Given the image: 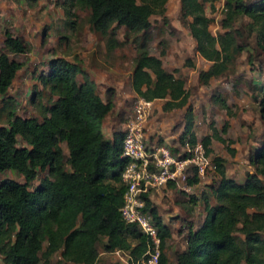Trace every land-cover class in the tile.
I'll return each mask as SVG.
<instances>
[{
    "label": "trees",
    "instance_id": "1",
    "mask_svg": "<svg viewBox=\"0 0 264 264\" xmlns=\"http://www.w3.org/2000/svg\"><path fill=\"white\" fill-rule=\"evenodd\" d=\"M65 1L88 8L93 29L104 35L114 24L135 33L147 30L151 16L164 13L167 3ZM216 1L181 0L182 17L191 19L189 30L196 50L211 63L199 74L203 83L222 75L235 52L244 49L245 45L236 40L243 34L232 27L236 18L249 19L247 29L255 33L257 45L264 51V0H226L222 27L227 31L214 35L209 29L212 20L206 14L204 2ZM3 44L10 53L27 51L24 42L9 31L5 32ZM138 49L132 73L134 91L146 100L164 99L163 111L185 107L189 100L185 81L166 71L162 60L147 51L145 42ZM22 66L6 52L0 53V96L7 94ZM79 72L76 64L64 58L52 60L48 72L39 76L52 96L43 109L42 120L16 116L10 110L7 124L0 126V172L14 170L25 179L0 182V254L5 264H52L55 253H59L61 264H94L102 240L108 251H127L131 262L148 248L138 226L124 223L119 213L124 193V160L119 158L123 131L116 132L111 140L101 129L113 101H105L89 79L79 82ZM259 113L264 124V87ZM184 121L180 141L187 136L196 141L191 107L187 108ZM19 138L26 145L20 144ZM218 139L224 142L223 138ZM62 142L68 149L66 158ZM202 142L210 153V137H204ZM251 160L255 171L249 172L243 183H237L226 177L224 159L213 157L220 177L214 190L219 203L206 204V218L200 227L189 231L186 248L177 254V264H264V140L251 153ZM40 171L47 175L30 189L29 184ZM146 206L161 238L159 264H168L165 247L170 228L150 199ZM237 230L244 235L241 241L234 235Z\"/></svg>",
    "mask_w": 264,
    "mask_h": 264
},
{
    "label": "rangeland",
    "instance_id": "2",
    "mask_svg": "<svg viewBox=\"0 0 264 264\" xmlns=\"http://www.w3.org/2000/svg\"><path fill=\"white\" fill-rule=\"evenodd\" d=\"M225 1L204 2L206 14L212 20L209 29L214 35L227 31L222 27ZM150 21L151 26L141 32H131L125 26L114 24L104 35L93 29L88 8L82 9L65 0H0V53L6 52L23 64L7 94L0 96V126L7 124L10 110L16 116L42 120L43 109L52 96L39 76L48 72L52 60L64 58L80 68L79 82L89 79L105 101L112 99L113 108L101 125L106 138L112 140L116 132L124 130L137 99L142 97L132 87V73L138 47L145 42L147 51L162 60L166 71L185 81L189 93L185 107L170 111H163L164 99L154 100L148 136L152 140L158 137L161 143L176 144L184 128V114L191 107L196 139L210 137L211 158L222 157L226 177L243 183L247 174L255 171L251 153L264 140V124L259 113L264 87V51L257 45L255 33L247 29L249 19L240 16L232 22L233 29L243 34L237 36V43L245 47L235 52L222 75L207 83L199 79V74L211 63L196 50V41L189 30L191 19L182 17L181 0H167L164 13L152 15ZM6 31L24 42L25 53H10L4 47ZM19 141L26 145L21 138ZM61 147L66 158V143L62 142ZM46 175L40 171L29 188L36 187ZM219 178L216 171H211L189 194L170 186L152 195V205L171 232L166 239L168 264H177V254L186 248L189 231L204 222L206 204L218 205L214 190ZM261 178L264 183V176ZM4 179L25 181L14 170L0 172V182ZM234 235L238 241L244 239L239 230ZM104 242L98 244L100 254L95 264H126L106 250ZM0 264H5L1 254ZM52 264H61L59 253L52 256Z\"/></svg>",
    "mask_w": 264,
    "mask_h": 264
},
{
    "label": "built area",
    "instance_id": "3",
    "mask_svg": "<svg viewBox=\"0 0 264 264\" xmlns=\"http://www.w3.org/2000/svg\"><path fill=\"white\" fill-rule=\"evenodd\" d=\"M154 100L137 99L122 137L119 158L124 160L121 182L124 186L123 202L119 207L121 220L135 224L147 240V250L138 259L130 261L127 251H111L126 264H159L161 238L158 227L147 208V199L154 193L173 186L190 193L208 172L216 166L202 141L189 137L176 144L161 143L147 134V125L153 113ZM193 178L199 181L193 182Z\"/></svg>",
    "mask_w": 264,
    "mask_h": 264
},
{
    "label": "crops",
    "instance_id": "4",
    "mask_svg": "<svg viewBox=\"0 0 264 264\" xmlns=\"http://www.w3.org/2000/svg\"><path fill=\"white\" fill-rule=\"evenodd\" d=\"M133 243H134V242H133ZM165 252H166V247H165ZM95 263H96V262H95ZM95 263H94V264H95Z\"/></svg>",
    "mask_w": 264,
    "mask_h": 264
}]
</instances>
